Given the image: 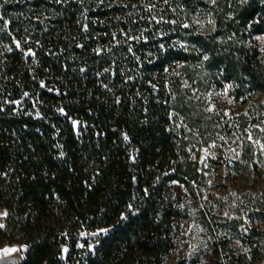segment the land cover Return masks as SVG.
Instances as JSON below:
<instances>
[{"label": "trees", "instance_id": "trees-1", "mask_svg": "<svg viewBox=\"0 0 264 264\" xmlns=\"http://www.w3.org/2000/svg\"><path fill=\"white\" fill-rule=\"evenodd\" d=\"M163 1L148 16L147 0H0V203L8 211L0 235L6 240L12 230L10 241L27 246L17 264H98L96 255L74 256L64 237L39 231L38 216L54 199L87 229H107L96 249L105 257L145 220L143 252L160 261L180 215L166 205L173 211L153 209L155 201L168 182L190 185L180 167L154 186L144 177L168 141L170 116L191 111L186 87L222 77L237 99L241 91L264 93V62L250 43L264 33V0H215L212 9L198 10L204 0ZM114 23L147 34L130 48L135 73L123 83L130 95L126 88L108 103L106 83L88 82L120 74ZM205 24L209 33L198 30ZM22 98L28 104L14 111ZM49 105L58 109L55 118ZM86 148L99 154L91 174L80 177ZM126 194L136 196L133 209L120 211Z\"/></svg>", "mask_w": 264, "mask_h": 264}, {"label": "rangeland", "instance_id": "rangeland-1", "mask_svg": "<svg viewBox=\"0 0 264 264\" xmlns=\"http://www.w3.org/2000/svg\"><path fill=\"white\" fill-rule=\"evenodd\" d=\"M147 1L150 7L143 13L148 12V16V9H162L164 3L163 0ZM214 1L204 0L206 4H200L196 9H212ZM208 27L205 24L198 30L209 33ZM122 28L115 23L112 25L116 37L111 43L116 45L115 51L121 56H118L119 76L109 73L110 76L96 81L91 77L88 82L90 85L106 83L105 100L108 103L118 99L119 92L126 88L130 95V88L123 86L126 78L135 73L132 66L136 55L130 48L145 40L147 34L143 30L134 32ZM159 31L156 28V32ZM250 43L259 50L264 62V33L255 35ZM141 54L152 56L147 52ZM91 89L81 90L82 99ZM186 89L191 111L178 113L175 118L170 116L166 127L169 142L160 143L156 156H151L152 159L156 157L154 166L144 177L145 183L154 186L180 167L178 174L190 185L188 188L179 181L168 182L155 201L153 209L173 211L164 208L166 205L179 211L180 215L171 224L172 247L160 261L143 252L140 230L147 225L145 220L136 226L138 233L129 239L118 240L107 257L96 250L100 235L107 229H87V225L79 224L77 217L66 211L59 199L49 202L46 212L38 216L39 231L64 237L72 245L74 256L79 253L96 255L98 264H264V93L251 96L241 91L242 95L237 99L234 86L222 77L216 81L209 78L201 83L192 81ZM139 100L131 102L138 104ZM14 103V111H17L28 104V100L22 98ZM57 110L54 105H49L50 118H55ZM62 126L67 127L66 121H62ZM75 133L77 135L78 131ZM98 154L87 148L79 152L80 177L91 174ZM15 193L12 190L7 197ZM135 199L136 196H132L130 200L126 194L120 199L118 209L122 211L129 205L128 209L132 210ZM4 213L8 214V211L0 203L1 230L7 217ZM165 228H168L167 223ZM2 234L0 259H24L27 246L10 241L12 230L6 231V240Z\"/></svg>", "mask_w": 264, "mask_h": 264}, {"label": "water", "instance_id": "water-1", "mask_svg": "<svg viewBox=\"0 0 264 264\" xmlns=\"http://www.w3.org/2000/svg\"><path fill=\"white\" fill-rule=\"evenodd\" d=\"M0 264H17L16 259H0Z\"/></svg>", "mask_w": 264, "mask_h": 264}, {"label": "snow or ice", "instance_id": "snow-or-ice-1", "mask_svg": "<svg viewBox=\"0 0 264 264\" xmlns=\"http://www.w3.org/2000/svg\"><path fill=\"white\" fill-rule=\"evenodd\" d=\"M187 27V25H185ZM125 139H127V137H125ZM4 215H7V213H4ZM0 227H3L2 224H0Z\"/></svg>", "mask_w": 264, "mask_h": 264}]
</instances>
